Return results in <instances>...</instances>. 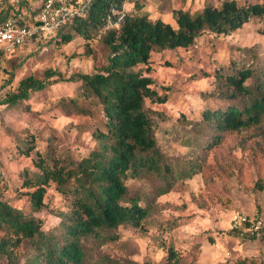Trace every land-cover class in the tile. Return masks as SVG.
<instances>
[{"label": "rangeland", "instance_id": "1", "mask_svg": "<svg viewBox=\"0 0 264 264\" xmlns=\"http://www.w3.org/2000/svg\"><path fill=\"white\" fill-rule=\"evenodd\" d=\"M223 1L145 0L142 12L176 26V10L196 13L209 4L218 7ZM236 1L240 5L264 3ZM73 2L78 4L80 0ZM125 11L135 13L134 0L126 2ZM102 36L101 31L86 41L75 35L69 44L57 43L52 36L40 38L0 64V175L7 186L5 198L26 216L37 219L46 231L59 226L58 214L69 210L70 201L51 183L45 207L35 211L28 193L31 190L24 187L23 173L37 171V153L55 151L57 158L66 163L86 157L97 145L95 132L104 129L103 113L96 104L78 99V85L72 83H55L16 107L4 102L29 76L43 80L46 72L52 71L68 78L101 70L109 55ZM152 60L153 69L148 75L159 88H169L167 103L148 107L159 114L153 116L155 136L171 181L159 175L129 178V195L139 197L140 204L149 209V216L141 228L121 227L116 240H82L87 264H167L171 247L180 264H192L198 261L201 245L205 247L201 261L210 264L205 255L227 235L225 224L235 213L264 216V190L254 189L257 180L264 179V122L226 135L222 145L212 150L197 143L204 135L192 128L204 109L228 105L227 99L214 90L217 67L261 70L264 66V17L251 20L227 36L205 33L189 49L156 52ZM247 83L253 85L255 79ZM75 100L83 111L71 107ZM32 140L35 150L27 156L21 148ZM168 184L169 193L160 195ZM30 252L31 245L23 243L17 251L21 264ZM247 252L254 254L247 257L249 260L264 263V251ZM237 256L222 254L226 262L219 264H233L236 258H244ZM0 264H8L7 259Z\"/></svg>", "mask_w": 264, "mask_h": 264}, {"label": "trees", "instance_id": "2", "mask_svg": "<svg viewBox=\"0 0 264 264\" xmlns=\"http://www.w3.org/2000/svg\"><path fill=\"white\" fill-rule=\"evenodd\" d=\"M127 1L88 0L82 4L80 15L42 38L52 36L57 43L69 44L75 35L89 41L102 31V42L109 50L105 67L68 78L52 71L46 72L43 80L26 77L4 102L16 107L55 83H72L78 85V99L101 108L105 122L104 129L95 132L97 145L86 157L66 163L57 158L55 151L37 153V171L23 173L24 187L31 190L28 193L35 211L45 207L51 183L70 201L69 210L58 214L61 222L57 228L46 231L37 219L12 206L5 198L7 186L0 175V261L6 258L8 264H21L17 251L28 242L31 252L24 264H87L82 240H116L121 227L141 228L149 209L140 204L139 197L129 195L127 180L159 175L171 181L155 136L153 116L159 114L148 107L165 104L169 99V88H159L148 75L153 69V54L189 49L205 33L227 36L251 20L264 17V3L240 5L236 0H224L218 7L209 4L196 13L176 10L173 26L143 13L145 0H134L135 13L126 12ZM8 13L3 11L0 19ZM213 77L216 94L227 99L228 105L204 109L192 127L204 135L197 143L209 150L221 146L226 135L264 122V66L261 70L219 66ZM250 79H255L253 85L247 83ZM71 107L83 111L76 100ZM34 150V140L21 148L27 156ZM169 186L160 195L169 193ZM254 189L264 190V179L259 178ZM198 249L197 259L202 245ZM167 264H180L173 247L168 250ZM192 264L199 263L196 260ZM233 264H256V260L236 258Z\"/></svg>", "mask_w": 264, "mask_h": 264}, {"label": "built area", "instance_id": "3", "mask_svg": "<svg viewBox=\"0 0 264 264\" xmlns=\"http://www.w3.org/2000/svg\"><path fill=\"white\" fill-rule=\"evenodd\" d=\"M71 0H0V64L19 49L58 30L64 23L82 13V4ZM22 11V12H19ZM232 234L241 239L264 241V216L235 213L231 219Z\"/></svg>", "mask_w": 264, "mask_h": 264}, {"label": "crops", "instance_id": "4", "mask_svg": "<svg viewBox=\"0 0 264 264\" xmlns=\"http://www.w3.org/2000/svg\"><path fill=\"white\" fill-rule=\"evenodd\" d=\"M230 228H231V218L225 224L227 235L220 238V240H218V243L217 244L215 243L211 247V249H208L209 252L205 255L209 257L210 264H219L226 262L222 258V254H225L226 256L237 254L238 255L237 257H242L241 255H243L244 257H252L254 254H251V252H247V251H251L253 249L254 251L257 250L259 254H261V252L264 251V241L256 240V239L241 240L235 237L230 232ZM231 248L233 249L232 251ZM203 253L205 254L204 246L202 247L201 253L198 258L199 264L207 263L206 261H201L202 258L201 256L203 255Z\"/></svg>", "mask_w": 264, "mask_h": 264}]
</instances>
